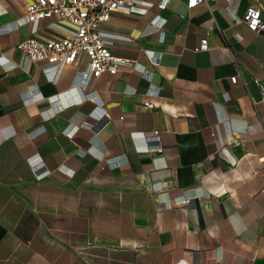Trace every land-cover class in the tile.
<instances>
[{
    "label": "crops",
    "instance_id": "obj_1",
    "mask_svg": "<svg viewBox=\"0 0 264 264\" xmlns=\"http://www.w3.org/2000/svg\"><path fill=\"white\" fill-rule=\"evenodd\" d=\"M32 1L0 0V264H264V33L234 21L253 0H137L102 26L131 64L88 82L84 58L51 78L16 48L74 32L24 22Z\"/></svg>",
    "mask_w": 264,
    "mask_h": 264
},
{
    "label": "built area",
    "instance_id": "obj_2",
    "mask_svg": "<svg viewBox=\"0 0 264 264\" xmlns=\"http://www.w3.org/2000/svg\"><path fill=\"white\" fill-rule=\"evenodd\" d=\"M137 0H33L26 5L24 22L36 23L47 17H53L70 23L74 26V32L59 40H39L27 38L20 41L16 48L23 52L29 61L43 62L44 72L53 78L66 66L75 65L79 60L86 59L87 69L80 71L83 82L92 78H99L104 73L116 74L119 67L129 65L112 53V42L102 30V26L109 21L113 13L136 12ZM171 0H158L157 6L166 9ZM230 2L231 0H227ZM205 0H185L188 10H192L204 3ZM236 24H244L254 33H264V17L262 14V2L253 0L242 17H234ZM132 42L131 39H127ZM208 39H202L196 51H207ZM154 58V57H153ZM241 74L237 73L230 78L231 83L236 84ZM261 96L264 101V88L261 87ZM253 105L257 101L250 97ZM148 109L158 108L155 102L145 101ZM105 118L102 114L101 118ZM153 139H158V132H154ZM157 141V140H156ZM154 151V149H150ZM263 160V159H260ZM43 163L33 166L36 171ZM45 173H38L42 178ZM185 202V201H183Z\"/></svg>",
    "mask_w": 264,
    "mask_h": 264
}]
</instances>
